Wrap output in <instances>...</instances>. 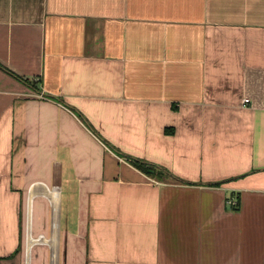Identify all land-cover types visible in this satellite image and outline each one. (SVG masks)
<instances>
[{
	"label": "crops",
	"instance_id": "obj_1",
	"mask_svg": "<svg viewBox=\"0 0 264 264\" xmlns=\"http://www.w3.org/2000/svg\"><path fill=\"white\" fill-rule=\"evenodd\" d=\"M0 64V264H264V0H0Z\"/></svg>",
	"mask_w": 264,
	"mask_h": 264
},
{
	"label": "trees",
	"instance_id": "obj_2",
	"mask_svg": "<svg viewBox=\"0 0 264 264\" xmlns=\"http://www.w3.org/2000/svg\"><path fill=\"white\" fill-rule=\"evenodd\" d=\"M0 66L5 69L6 71H8L9 73H11L13 76L17 77L19 80L31 84V81L26 78L25 76H21L19 74H16L15 72L11 71L9 68L5 67L4 65L0 64ZM78 112V111H76ZM89 124V123H88ZM90 128L92 129V131L97 134L100 138H102V136L100 135V133L91 125ZM102 141L108 145V147L112 148L115 152H117L118 154H120L121 156L125 155L122 152H120V150H118L116 147L112 146L111 144H109L104 138H102ZM126 158L128 159V161L133 164L135 167H137L139 170H141L142 172L146 173L149 176H152L158 180H166V179H171V180H179L180 179L178 177H176L174 174H172L168 169L159 166L157 164H154L152 162L134 157V156H128L126 155ZM218 183H212V185H218Z\"/></svg>",
	"mask_w": 264,
	"mask_h": 264
},
{
	"label": "built area",
	"instance_id": "obj_3",
	"mask_svg": "<svg viewBox=\"0 0 264 264\" xmlns=\"http://www.w3.org/2000/svg\"><path fill=\"white\" fill-rule=\"evenodd\" d=\"M250 101V98L246 97L243 99V103H248ZM228 203L233 206L234 208L238 206V201L232 199V200H228Z\"/></svg>",
	"mask_w": 264,
	"mask_h": 264
}]
</instances>
